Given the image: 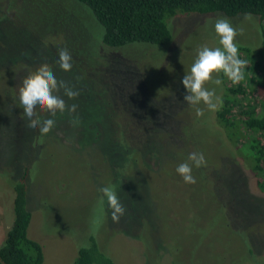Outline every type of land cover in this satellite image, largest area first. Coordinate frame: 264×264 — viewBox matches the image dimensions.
Instances as JSON below:
<instances>
[{"label":"rangeland","instance_id":"rangeland-1","mask_svg":"<svg viewBox=\"0 0 264 264\" xmlns=\"http://www.w3.org/2000/svg\"><path fill=\"white\" fill-rule=\"evenodd\" d=\"M244 16L228 20L244 29L236 43L250 49L251 66L263 78L264 22ZM218 17L177 14L167 20L169 44L110 49L101 43L102 27L92 12L75 0H0V245L13 222L14 183L26 170L28 237L41 245L43 264H72L91 237L115 264H264V205L235 186L237 160L235 171L259 194L239 154L242 138L234 130L231 146L216 122L217 110L209 115L201 104L204 115L197 118L182 102L180 79L197 49L220 46ZM61 48L73 57L69 72L56 63ZM42 63L80 92L74 100L64 97L78 105L76 113H57L55 127L44 136L27 126L18 100L22 79ZM252 78L241 82L249 93ZM205 87L219 86L210 81ZM73 115L80 120L76 126ZM110 132L111 141L120 132L128 139L114 147H132L130 161L118 160L120 151L110 149ZM190 145L207 161L193 167L195 184L184 183L176 172ZM109 185L126 208L119 223L98 192ZM223 201L233 216L223 214ZM237 228L249 232L244 239L257 251L251 261Z\"/></svg>","mask_w":264,"mask_h":264},{"label":"trees","instance_id":"trees-1","mask_svg":"<svg viewBox=\"0 0 264 264\" xmlns=\"http://www.w3.org/2000/svg\"><path fill=\"white\" fill-rule=\"evenodd\" d=\"M87 7L95 20L102 27L101 43L110 49H124L131 44H144L149 46H164L172 40V33L168 29L167 20L177 14L226 17L228 19L251 14L260 23L264 22V0H75ZM261 33L264 43V25H261ZM239 56L245 55L249 64L244 69L245 78L249 79L250 93L259 98L256 103L254 97L246 91L244 85L232 84L222 73L216 76L222 80L224 87L219 85L217 93H221V106L216 112V122L224 130L228 141L232 146L234 130L237 136L242 138L245 146L239 153L247 164L248 171L255 178V189H251L246 177L241 170L235 171L240 164L234 162V172L237 175L235 186L238 184L247 191L252 201L264 205V82L261 74L256 76L254 57L248 47L238 46ZM262 69L260 63H256ZM256 81V82H255ZM228 82V83H227ZM254 83V84H253ZM230 84V86H229ZM250 86V85H249ZM223 88V90H222ZM84 92L81 93V96ZM208 110V114L210 115ZM236 128V129H235ZM115 133H109V141ZM111 141L110 149L120 151L114 145L130 143L121 132L116 134ZM121 139V141H120ZM196 140V137H193ZM193 145V144H191ZM191 152H195L192 146ZM118 154V160L123 156L127 162L132 159L133 148L126 146ZM189 152V153H191ZM187 153V154H189ZM229 157L232 159V153ZM232 166V165H231ZM209 170H207L208 172ZM199 172V171H198ZM201 172H206L202 170ZM212 175V172L210 173ZM26 170L17 178L13 191V222L9 228L4 242L0 245V264H43L44 255L41 245L28 237V228L31 220V212L28 209L26 191ZM239 176H242L241 178ZM243 181V182H242ZM245 185H241L242 183ZM237 188V187H236ZM257 194V195H256ZM223 214L229 211V205L224 201L219 205ZM232 215L229 211L227 212ZM234 218V217H233ZM236 219V218H234ZM229 223V222H228ZM232 230L235 231L234 227ZM237 232L244 233L243 239H249V232L237 228ZM247 234H246V233ZM244 241L248 244V242ZM246 248L249 261L256 255V249L248 244ZM253 258V257H252ZM254 259V258H253ZM72 264H115L107 254L100 251L96 240L91 237L89 245L77 251Z\"/></svg>","mask_w":264,"mask_h":264},{"label":"clouds","instance_id":"clouds-1","mask_svg":"<svg viewBox=\"0 0 264 264\" xmlns=\"http://www.w3.org/2000/svg\"><path fill=\"white\" fill-rule=\"evenodd\" d=\"M245 21H252L251 14H245ZM214 31L219 37V47L210 48L201 46L197 49L196 58L191 65L190 71L180 79L185 93L183 101L195 110L196 117L204 115L203 104L209 111H216L221 106V98L216 95L215 89L205 87L208 82L219 86L222 80H213V74L222 73L234 85L245 79L244 69L247 60L239 56L237 35H243L244 29L235 28L226 17H218L214 23ZM59 68L69 72L73 66V57L67 48L58 50L56 61ZM79 79V78H77ZM61 90L63 95H61ZM80 92L62 79H57L52 67L47 63L40 64L34 71L25 76L18 87V100L22 106L23 114L28 119L27 126L30 129H38L42 136L47 135L56 125L54 119L57 113H76L78 105H69L64 97L74 100ZM41 113H47L50 118H42ZM71 123L76 126L80 123L78 115H73ZM207 161L203 153L191 152L187 161L180 163L176 172L181 176L184 183L195 184L196 178L192 174L193 167L199 169L206 166ZM101 199H106L108 208L111 210L110 218L114 223H119L126 213L125 206L121 203L115 186L109 185L98 189Z\"/></svg>","mask_w":264,"mask_h":264}]
</instances>
